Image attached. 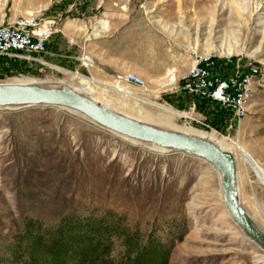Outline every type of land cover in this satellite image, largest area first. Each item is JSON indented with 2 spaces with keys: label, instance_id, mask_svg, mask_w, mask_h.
I'll list each match as a JSON object with an SVG mask.
<instances>
[{
  "label": "rangeland",
  "instance_id": "rangeland-1",
  "mask_svg": "<svg viewBox=\"0 0 264 264\" xmlns=\"http://www.w3.org/2000/svg\"><path fill=\"white\" fill-rule=\"evenodd\" d=\"M124 12L126 24L121 26H132L134 37L145 35L146 43L133 46L143 49L152 62H159L167 49L173 54L191 44L197 54L241 56L264 74V0H0V22L47 16L55 23L45 58L53 66H0V84L30 78L37 81L35 87L77 90L73 73L79 71L94 80L87 84L93 88L91 96L121 115L163 131L211 133L186 125L174 111H187L192 100L176 92L174 83L161 85L182 73L177 67L113 72L92 65L86 72L80 60L64 63V56H77L78 44L89 48L86 56L91 59L93 43L109 37L99 35V27L117 24ZM166 36L171 42L162 40ZM127 71L146 84L145 90L122 86L131 98L118 93L111 79ZM230 139L235 144L226 143L235 158L238 202L264 233V183L252 168L257 165L264 172V78L252 95L239 134L232 132ZM139 143L68 108L0 106V264H14L9 246L26 219L50 227L66 215L105 212L153 235L167 249V264H264V253L229 216L213 166Z\"/></svg>",
  "mask_w": 264,
  "mask_h": 264
},
{
  "label": "built area",
  "instance_id": "built-area-1",
  "mask_svg": "<svg viewBox=\"0 0 264 264\" xmlns=\"http://www.w3.org/2000/svg\"><path fill=\"white\" fill-rule=\"evenodd\" d=\"M54 34L55 23L47 16L20 18L13 24L0 22V66H47V45ZM80 62L87 72L91 66L88 57L84 56ZM85 75L79 71L73 73L77 83L83 78L87 84H93L94 80ZM172 76L175 91L192 98L187 111L174 110L187 121L186 125L201 126L228 144H235L230 135L239 134L252 95L262 86L264 74L259 66L244 62L241 56L195 52L186 70ZM111 79L113 88L121 94L124 87L145 90V81L130 71ZM226 132L228 135L224 136Z\"/></svg>",
  "mask_w": 264,
  "mask_h": 264
},
{
  "label": "trees",
  "instance_id": "trees-1",
  "mask_svg": "<svg viewBox=\"0 0 264 264\" xmlns=\"http://www.w3.org/2000/svg\"><path fill=\"white\" fill-rule=\"evenodd\" d=\"M8 254L14 264H167L168 252L153 235L105 212L66 215L50 227L26 219Z\"/></svg>",
  "mask_w": 264,
  "mask_h": 264
},
{
  "label": "water",
  "instance_id": "water-1",
  "mask_svg": "<svg viewBox=\"0 0 264 264\" xmlns=\"http://www.w3.org/2000/svg\"><path fill=\"white\" fill-rule=\"evenodd\" d=\"M0 106H50L74 110L98 126L139 142L184 153L213 166L220 176L224 206L248 241L264 253V233L240 206L236 191V164L231 152L200 138L163 131L121 115L73 89H44L22 84H0Z\"/></svg>",
  "mask_w": 264,
  "mask_h": 264
},
{
  "label": "crops",
  "instance_id": "crops-1",
  "mask_svg": "<svg viewBox=\"0 0 264 264\" xmlns=\"http://www.w3.org/2000/svg\"><path fill=\"white\" fill-rule=\"evenodd\" d=\"M126 15V12L121 13V15L118 16L119 19L117 24L114 23L112 26L106 27V23H103V25L99 27V30L101 31L99 35H108L109 37L100 39L98 43L95 42L91 46L92 58L90 59L87 56L90 60L91 66L95 65L103 68H113V72H121L124 68L141 66H158L165 70L169 67H177L182 72L186 70L196 51L191 44L182 45L180 51L173 54L170 49H167V51L165 50L160 54L159 62H152L149 60V56L143 49L134 48L133 46L134 42L141 43L144 41L146 43L147 38L145 39V35L140 34L139 38L134 37L132 26H121L126 24V20H122ZM104 18L107 19L108 17L105 16ZM77 20L80 21L79 18ZM85 39L86 38L83 39V42L86 41ZM162 40L168 43L171 42V38H168L167 36ZM86 53H89V48L87 46L80 48L78 44L76 50L77 56H74V53H70L63 57V59H65L63 61H65V64H69L74 59L80 60V57L86 56ZM50 59H53L52 55H50ZM52 61H54L56 65L58 64L56 60ZM48 63L50 64V62ZM50 65L53 66V64ZM175 103H177V101ZM180 105H182V103H180Z\"/></svg>",
  "mask_w": 264,
  "mask_h": 264
},
{
  "label": "bare ground",
  "instance_id": "bare-ground-1",
  "mask_svg": "<svg viewBox=\"0 0 264 264\" xmlns=\"http://www.w3.org/2000/svg\"><path fill=\"white\" fill-rule=\"evenodd\" d=\"M215 49L214 48H212L211 49V51H214ZM216 51V50H215ZM90 61V60H89ZM172 72H174V71H172ZM172 72L170 73V74H172ZM164 79H166V77L164 78ZM163 79V80H164ZM79 83H78V86H80V87H78V89L77 90H75L76 92H78L79 94H81V95H84V96H87L88 98H91V99H93L94 101H96V102H98V103H100L95 97H93V96H91V92H92V89L90 88L91 86H88L87 85V80H84L83 78H80L79 79ZM33 83H37V81L36 80H34V79H30V78H25V79H23V80H20V81H18V83L17 84H22V85H29V86H33L32 84ZM173 83V77H170L169 79H168V81L167 82H165L164 81V83H162L161 85L162 86H168V85H171ZM35 86V85H34ZM74 90V89H73ZM124 90V88H122V92L124 93V95H127V97H132L133 95L131 94V95H129L130 93L129 92H126L125 90ZM142 102L143 103H145V104H149V105H151V106H154V107H159V106H157V105H155V104H153V103H151L150 101H147V100H142ZM101 104V103H100ZM103 105V104H102ZM108 105V104H107ZM107 105H103V106H105V107H107V108H109ZM16 108H27V107H16ZM62 108V107H61ZM162 110H164V111H166V112H170L171 114H173V112L170 110V109H167V108H164V107H160ZM110 109V108H109ZM74 111V110H73ZM75 112V111H74ZM77 113V112H76ZM81 115V114H80ZM178 115V114H177ZM186 132L185 133H183V134H186V135H190V136H192V137H196V138H200V139H203V140H205V141H208V142H210L211 144H213V145H215V146H217L218 148H220L221 150H223V151H227V152H231V150H230V148L228 147V144L226 143V140L225 139H220L219 137H217L216 136V134H214V133H205V132H199V131H196V130H193V129H188V130H185ZM180 133H182V132H180ZM131 140V142L132 143H134V144H136V145H140V143H139V141H136V140H132V139H130ZM154 146V145H153ZM143 147H145V148H147V149H149V150H152V151H159V152H162V153H164V152H166V151H169V149H166V148H161V147H152L151 145L149 146V145H143ZM238 150L242 153V154H244V156L246 157L247 156V153H243L242 151H241V148H239L238 147ZM232 153V152H231ZM232 155H233V153H232ZM248 156H249V154H248ZM250 157V156H249ZM245 159V158H244ZM249 160V158L248 157H246V160ZM247 160V161H248ZM250 162V161H249ZM252 168H253V170H254V172L256 173V175L258 176V178L264 183V172L262 171V169L260 168V167H258L257 165H253L252 164ZM237 189H238V187L236 188V191H237ZM219 195H221V193H219ZM222 198V197H221Z\"/></svg>",
  "mask_w": 264,
  "mask_h": 264
}]
</instances>
